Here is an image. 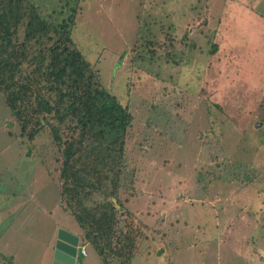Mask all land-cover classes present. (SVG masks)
I'll use <instances>...</instances> for the list:
<instances>
[{
    "label": "rangeland",
    "instance_id": "rangeland-1",
    "mask_svg": "<svg viewBox=\"0 0 264 264\" xmlns=\"http://www.w3.org/2000/svg\"><path fill=\"white\" fill-rule=\"evenodd\" d=\"M32 2L59 21L78 2L74 42L135 118L120 195L145 236L133 264H264V0ZM11 121L0 94V264H51L58 228L82 229L50 131L29 142Z\"/></svg>",
    "mask_w": 264,
    "mask_h": 264
},
{
    "label": "trees",
    "instance_id": "trees-1",
    "mask_svg": "<svg viewBox=\"0 0 264 264\" xmlns=\"http://www.w3.org/2000/svg\"><path fill=\"white\" fill-rule=\"evenodd\" d=\"M78 6L59 21L32 0H0V94L20 137L33 142L50 131L59 153L60 200L82 229L81 243L103 264H133L145 236L120 195L135 118L74 42Z\"/></svg>",
    "mask_w": 264,
    "mask_h": 264
},
{
    "label": "water",
    "instance_id": "water-1",
    "mask_svg": "<svg viewBox=\"0 0 264 264\" xmlns=\"http://www.w3.org/2000/svg\"><path fill=\"white\" fill-rule=\"evenodd\" d=\"M80 238L71 232L58 230L53 254V264H77L79 258Z\"/></svg>",
    "mask_w": 264,
    "mask_h": 264
},
{
    "label": "crops",
    "instance_id": "crops-1",
    "mask_svg": "<svg viewBox=\"0 0 264 264\" xmlns=\"http://www.w3.org/2000/svg\"><path fill=\"white\" fill-rule=\"evenodd\" d=\"M256 16H259L258 14H255ZM263 18H264V16H262ZM253 18V17H252ZM255 19V18H254ZM256 20V19H255ZM257 21V20H256ZM253 41H255L254 39H253ZM63 229H65V230H67V231H69V232H71L72 234H74V235H76V236H78L79 238H80V232H78V233H75V232H72V231H70V229H68L66 226H64V228ZM58 230H59V228H58ZM58 230H57V232L56 233H58ZM57 235V234H56ZM57 237V236H56ZM55 241H56V238H55ZM80 243H81V240H80ZM6 244H7V242H6ZM54 244H55V242H54ZM82 244V243H81ZM82 248H87V246H84L83 244L81 245V247L79 248V254L81 253V249ZM87 251V250H86ZM54 253V252H53ZM2 254H3V256L5 255V256H7L8 257V261H9V256L8 255H6L4 252H2ZM87 255H88V252H87ZM86 255V256H87ZM83 257H85V256H83ZM135 259H136V257H135ZM134 259V260H135ZM9 262H11V261H9ZM134 263V262H133ZM8 264V263H7ZM51 264H53V257H52V262H51Z\"/></svg>",
    "mask_w": 264,
    "mask_h": 264
},
{
    "label": "built area",
    "instance_id": "built-area-1",
    "mask_svg": "<svg viewBox=\"0 0 264 264\" xmlns=\"http://www.w3.org/2000/svg\"><path fill=\"white\" fill-rule=\"evenodd\" d=\"M79 255H81V256H86V255H87V251H86V249H85V248H82V249H81V253H80Z\"/></svg>",
    "mask_w": 264,
    "mask_h": 264
}]
</instances>
